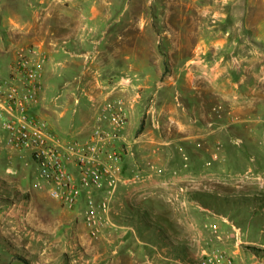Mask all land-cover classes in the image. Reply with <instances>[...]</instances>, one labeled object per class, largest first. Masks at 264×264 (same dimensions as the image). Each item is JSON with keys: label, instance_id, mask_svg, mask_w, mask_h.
I'll return each instance as SVG.
<instances>
[{"label": "rangeland", "instance_id": "rangeland-1", "mask_svg": "<svg viewBox=\"0 0 264 264\" xmlns=\"http://www.w3.org/2000/svg\"><path fill=\"white\" fill-rule=\"evenodd\" d=\"M192 1L29 0L35 12L42 10V18L53 20L50 28L58 35L65 28L57 26L60 19L57 8H71V17L76 23L66 30L74 32L73 36L79 41L93 35L95 48L83 47L77 51L79 60L84 61L87 68L92 66L97 70L102 58L109 55L151 57L149 67L157 76L152 78L148 88L141 86L143 78L126 74L118 76L121 86L116 90L87 91L84 96L96 100V97L111 94L122 100L116 105L139 104L143 114L142 134H151L165 142L175 132L169 123L167 107L175 104L182 110L180 103L184 95L193 96L184 84L188 82V69L199 63L206 69L216 68L220 62L231 64L234 81L237 79L234 73L243 69L246 76H250L251 85L258 86L264 96V0H198L199 7L203 8L200 14L183 11L181 5ZM20 3L19 0H0L1 65V57L10 49V53L22 47L33 52L32 41L38 36L36 26L28 27L30 32L22 34L21 27L11 29L1 21L7 9L14 10ZM117 4H135L140 10H107L108 5ZM90 18L107 19L109 23L95 21L92 27H87L85 20ZM119 18H125L127 23H116ZM185 18L188 24L189 19H198L199 27L184 26ZM211 82L207 77L201 87L212 112L215 95ZM82 93L75 92L71 102L84 101ZM84 108L85 102H82L77 107L78 112ZM4 137L0 121V264H24L21 259L28 264L85 262L89 253L78 243V229L84 233L86 227L83 224L85 210L74 219L64 217L62 213L71 209L58 202L51 205L53 200L37 185L35 166L31 163L27 166L26 161L8 151L2 145ZM252 143L247 147L225 144V154L215 150L211 154L190 155L186 150L184 156L187 166L191 167L190 210L198 219L200 229L213 239L214 244L209 246L224 248L234 264H264V138L254 139ZM99 196L95 192L98 201L106 197L105 194L102 198ZM234 229L240 231L239 237ZM76 243L78 246L74 249ZM236 250L241 253L235 254ZM199 259L194 258L195 264Z\"/></svg>", "mask_w": 264, "mask_h": 264}, {"label": "crops", "instance_id": "crops-1", "mask_svg": "<svg viewBox=\"0 0 264 264\" xmlns=\"http://www.w3.org/2000/svg\"><path fill=\"white\" fill-rule=\"evenodd\" d=\"M19 1L21 3L17 8L6 10L1 21L11 29L21 27L22 34L30 32L28 27L38 28V36L32 41V58L38 67L44 91L32 111L48 123L51 133L62 146L89 137L101 109H106L108 105L115 107L116 103L122 101L111 94L92 100L84 96L85 92L114 91L121 86L118 76L126 74L143 78L141 86L148 88L152 78L157 76L149 67L151 57L109 55L102 58L101 67L97 70L92 66L87 68L84 61L79 60L77 51L83 47L94 49L93 35H89L90 39L79 41L73 36L74 32L67 31L76 23L71 17V8H57L60 14L57 26L65 28L58 35L50 28L53 20L42 18L41 9L35 12L32 2ZM195 4L193 1L184 3L181 8L188 11L192 7L193 11L200 12L203 8ZM109 8L123 12L140 10L135 4L108 5L107 10ZM189 20L190 24L187 23L188 19H183V25L199 27L198 19ZM95 21L109 23L107 19L90 18L89 21L85 20V24L92 27ZM115 22L125 25L127 20L119 18ZM11 50L1 57L0 86H7L9 82L10 68L18 49L10 53ZM155 50L156 47L153 57L156 61ZM197 65L188 69V82L184 84L193 96L189 93L184 95L180 103L182 110L176 108L175 104L167 107L169 123L175 132L167 137L166 142L148 133L136 135L141 125L142 110L137 103L128 106L122 104L129 120L121 139L114 143L113 150L107 156L119 181L114 194L108 198L110 224L97 239L88 236L86 227L84 233L78 229V234L76 230L79 245L89 253L88 259L81 264H195L197 260L193 261L194 258L199 259L215 250L209 246L214 244L211 242L213 239H209L205 230L200 229L198 219L190 210L188 192L191 167L187 166L184 156L186 150L190 155L211 154L215 150L225 154V144L247 147L253 144L254 139L264 138V96L258 86L251 85V78L246 76L243 69L234 73L237 77L234 81L229 63L220 62L213 69H206L202 63ZM207 76L212 80L215 95L212 112L202 96L201 86ZM80 91L84 93V101L72 103L71 96ZM53 92L56 93L52 97ZM82 102H85V108L78 112L77 107ZM114 151L120 154L117 161L111 154ZM145 153L147 155L142 156ZM69 169L78 174L74 165L69 164ZM104 191L108 196L109 189L104 187ZM98 193L102 198V190ZM51 205L55 206L57 202L53 201ZM85 209V198H82L75 208L62 214L67 219H74L81 216ZM83 224L85 226L84 220ZM77 246L76 243L74 249ZM219 248L222 249L221 246ZM234 253L241 252L236 250ZM77 260L80 261V258Z\"/></svg>", "mask_w": 264, "mask_h": 264}, {"label": "built area", "instance_id": "built-area-1", "mask_svg": "<svg viewBox=\"0 0 264 264\" xmlns=\"http://www.w3.org/2000/svg\"><path fill=\"white\" fill-rule=\"evenodd\" d=\"M33 52L20 48L10 68L9 82L0 86V120L6 136L2 145L37 171V185L49 199L73 209L85 198L84 221L88 236L97 239L110 224V198L119 183L107 156L121 139L127 116L121 105H108L98 114L89 137L62 146L48 123L35 115L33 107L44 91ZM2 65L0 63V69ZM114 160L120 154L111 153ZM72 164L78 174L69 169ZM107 187L109 195L98 201L95 192ZM215 229H217L215 227ZM236 236L240 231L234 229ZM197 264H234L227 252L215 249L204 254Z\"/></svg>", "mask_w": 264, "mask_h": 264}, {"label": "trees", "instance_id": "trees-1", "mask_svg": "<svg viewBox=\"0 0 264 264\" xmlns=\"http://www.w3.org/2000/svg\"><path fill=\"white\" fill-rule=\"evenodd\" d=\"M142 131H143V126H142V124H141L139 130L137 131V134H138V135L142 134ZM21 261H22L24 264H28L26 261H24V259H21Z\"/></svg>", "mask_w": 264, "mask_h": 264}, {"label": "bare ground", "instance_id": "bare-ground-1", "mask_svg": "<svg viewBox=\"0 0 264 264\" xmlns=\"http://www.w3.org/2000/svg\"><path fill=\"white\" fill-rule=\"evenodd\" d=\"M193 3H196V4H197V3H198V0H193ZM202 3H203V2H202ZM202 3H201L200 5H202ZM196 4H195V5H196ZM198 5H199V4H198ZM188 6H189V5H188ZM188 8H189V7H188ZM187 10H188V9H187ZM193 10H194V8L191 7V8H189L188 11L190 12V11H193ZM198 13H199V12H198ZM199 14H200V13H199ZM187 18H188V17H187ZM207 74H208V73H207ZM208 76H209V75H208ZM208 76H207V77H208ZM209 82H210V81H209Z\"/></svg>", "mask_w": 264, "mask_h": 264}]
</instances>
